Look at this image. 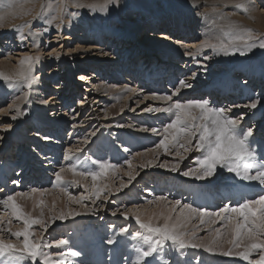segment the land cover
Returning a JSON list of instances; mask_svg holds the SVG:
<instances>
[{"label": "rangeland", "instance_id": "rangeland-1", "mask_svg": "<svg viewBox=\"0 0 264 264\" xmlns=\"http://www.w3.org/2000/svg\"><path fill=\"white\" fill-rule=\"evenodd\" d=\"M104 2L105 0H15V6L13 8H5L3 6H0V16L5 17V19L0 22V62H2L6 58H8L7 60L10 61L9 65L3 66L4 70L2 72H10L11 76H13L20 70V61L23 59L24 56L27 55L32 57H39V60L35 61L36 64L34 63L32 66V68L34 69L33 75L35 77V80L32 83V88H28V91L30 90V92H33V94L31 93L32 99L31 97L30 99L32 101L35 100V103L38 102L37 105L33 104L32 102L30 103V99L20 101L21 103H25V101H27L26 104H21L20 102H18L17 105L21 106L20 109L23 112V117H20V120L17 116L16 119H12V117L15 116V113L8 112V101L6 102V104L0 105V175L2 173V166L5 165L7 166L6 169H8V171L5 173V178L7 181L5 183H2L0 181V195L6 194V189H9V195L11 196H14V194L16 196L17 194L21 193L26 194L22 196H26L27 201L33 195L31 190L36 187H31L29 186V184H27L29 179L27 180L26 176H20L19 179L15 175V170L20 169L21 171L22 167H24L23 164L25 163V167H28L34 170L35 172H38L39 176L44 179V182L42 184L37 185V190L41 189L40 192L42 195H40L41 201L43 202L39 204L37 200L35 203V207H44V204L46 203V206L53 204L55 212H57L58 209L61 208L64 209L63 213H65L66 215L69 212H72L73 214L79 213L78 215L74 214V216H72L75 218V225L77 224L76 231L71 230V226H67L66 230L67 233H72L70 238L73 240L75 239L74 233L81 234V232H84V230L86 229L85 232H88L89 230L91 231L90 233L88 232L89 234L87 235H93L96 231H102L103 228H106L109 225H113L110 224L111 218L117 219L118 222L107 229L122 234L126 239H131L132 233L137 231L134 224L130 227L126 226V229H128L127 232L120 231V229L124 227L123 225L125 224V220L127 218H134L135 220V216L139 215L142 221L147 222L146 220H148V218L146 217H148V215H144L147 209L155 211V209L158 210L161 204H164V208L166 210H169L170 207H172L171 202H174L176 200L181 201V206L183 204L190 205L191 202H199V200H204L205 202L198 204V208L205 209L210 212V208L213 207V204L212 202H210L209 206L207 207L206 201L208 202V198L206 197L209 196L210 193L215 194V191H211L209 187H207V192L203 191L205 193L204 197H202L201 195L197 196L196 192H193L194 188L189 189V193L187 192V194H185L186 186H181V188L179 187V190L181 191L182 189V191L179 192V190L177 189L178 194L176 193V191H173L174 189L171 188V186H174L173 183H175V181H178L177 183H179L184 182L187 178H194V176H183L182 173L184 171H187L189 168L197 167L196 159H198L202 154L195 150L185 152L183 149H178V146L173 147L171 143L169 144L168 152H165L163 148L157 147L159 142L164 138V127L173 119H175V116L174 113H169L166 111H163V113L161 111H155V109L167 108L169 104L175 102L176 100H179L181 103H186L190 100L188 99L189 96H186V88H180L178 94L173 96L172 101L158 99V97L172 95V93L176 92L177 88L179 87L180 79L178 80V77L175 76L176 80L173 86H170L171 90L168 89L167 91H165L166 94L165 92L163 93L159 90H157L156 93L152 91L148 93L142 92V90H144V87H142L143 85H136L135 87L133 84L134 82H131L132 80L128 82L125 81V79H122L121 75L118 74V70L114 69L119 68V66L129 67L128 63L125 64V62H121V58L139 59L140 64H138L137 66H141L145 61L148 64H151L147 60V58L144 57L145 54H143V51H141V49H143V47H141L143 45V42L141 43L139 41L145 34L144 27L152 24L150 23L151 20H157L155 23L162 24V21L166 20V18L177 20V23L184 22V24L188 25L191 20L192 22L194 21V19L190 18L192 13L188 9V7L193 4V1L188 4L186 0H116L114 4L108 6L106 11H101L99 10V8L93 9L89 7L90 5H103ZM239 2L240 0H216L213 4L208 3L207 6L205 5V7H200L199 12L204 11L208 7L207 9H209V13L211 12L210 17H212V14L214 13L212 11L214 10L215 12L220 11L219 13H222L225 16L227 14L226 17L228 18V21L225 20V23L221 19H218V16L213 14L215 18L217 17L215 21L218 25H214L216 32L211 31L215 30L213 29L214 27H211V25L213 26L212 22H209V25L208 22H205L204 28L200 30L195 29L193 25H189V27L194 28V32L191 33L193 37H189V39L191 38L193 42L191 41L189 43H194V45H197L199 43V46L200 44L202 45V43L209 40L210 35L208 34V36L207 33H212L210 36V40L212 39L213 41L214 39V43H216L215 41L218 42V40L221 38L220 30L222 27L227 26L229 20L233 22L238 28L251 29L258 38H264V0H250L247 12H244L235 7V5ZM49 4L53 6V9L50 12L47 10V5ZM186 4L188 5L186 6ZM77 5H80V7H77ZM190 8L193 9V11L195 12L198 9H196L195 5H192ZM180 12H183V14H185L184 17L191 14L190 16L186 17L188 23H185V20L181 21V19L177 18V15ZM188 12L190 13L188 14ZM51 16H56L57 18L53 21L51 25H49L47 23V20L51 18ZM203 19L204 15L203 18H201L200 20ZM146 20L148 23L146 22ZM109 22H111V24L113 25L112 33L114 35L124 36L123 44L119 43L122 40L115 43L112 42L109 45H104L102 40H94V32L96 31V29H100V27ZM22 24H28V27L25 28L23 32V40L20 38V33L15 30L17 26ZM126 24H133L137 27L134 33L135 36L132 35L127 30V28L124 27ZM86 29L87 35L90 34L89 37H86L82 34L83 30ZM207 29H210L209 31L211 32L207 31ZM73 30L75 32V35L70 37L71 32ZM163 30L166 31V29ZM187 30L192 31L190 30V28H188ZM217 30L219 31L217 32ZM160 34L161 33L159 32L158 35ZM164 34L167 33L164 32ZM216 34L218 37L220 35V37L218 38ZM111 35L112 34H110L109 37ZM205 35L208 37H206ZM149 36L158 37L156 35ZM180 36L181 34L171 35L170 40H172L173 42H169L174 44V42L178 40L177 37ZM205 37L207 38V40ZM7 38L12 41L11 44H2L4 43V39L7 40ZM120 39L122 38L120 37ZM202 39H204L205 41L203 40L202 42ZM3 46L6 47V49ZM150 46L151 44L147 47ZM205 48L207 47H202V49L200 48L202 50L201 52H204L202 56L199 55L201 58L199 56L192 57L195 58L194 62H192V64L194 63L193 65L185 64L181 67V70L183 71L181 73V79L185 80L189 85H197L202 82L204 84V87L211 88L217 86L219 78L222 75L221 73H223L227 79L230 78L232 80V78H235V81L239 82L240 85V88L237 90V94L240 96L238 97V100H240V102H238L237 104L231 103V106H236V108L233 107L236 109V111L233 115H230V117L240 118V116L245 114L246 109L248 116L245 115L247 118L244 117L241 119V128L243 130H247L248 128L252 129L253 136L251 139L253 140V142L255 139L254 137L256 136H258V138L256 139H259L260 141L262 140L264 142V132H259V130H261L260 127L262 128L263 126L260 122L264 120V104L261 108L263 109V111L261 110L260 113L259 110L248 109L249 107H245L244 109H242L244 105H249L256 97L259 102L261 101L262 103H264V83L261 84V81H257V84L252 80H250L249 83H246V79L243 82V77H239L241 70H245L253 76L262 74L264 77V49L256 47L253 48L251 51H246L244 55H241L239 51H236L232 53V59H227L226 57H224L222 60H219L217 56H215L216 58H214V56L211 54V48ZM99 51L100 53L105 54V56H107V54L111 52L113 55L112 58L114 59L112 62L109 63L110 65H108L107 67L109 68V70L107 69L106 71V68L104 67L106 64L103 65L104 68L102 69L104 72L101 71L102 77L99 75V72L96 71L97 69L95 70V68L89 71H83L81 69V65L84 63V58L87 57L90 60H94V62L98 63V65L103 64V61H100L102 59H98L99 55L96 58L94 57L95 54L99 53ZM158 52L155 51L153 48L151 49L152 56H155V54H158ZM159 56L160 55H158V57H155L154 59L156 61L157 59L159 60ZM205 56H207L208 58H205ZM142 57L143 60L141 59ZM197 57L199 58L196 59ZM182 59L183 57H181V60ZM214 62L216 63V65L212 64ZM255 62L261 63L256 65ZM118 63H120L121 65H119ZM154 63L156 62H152V64ZM197 66L199 67L198 69L196 68ZM206 66L210 67L209 69H207V71L202 69V67ZM7 67L11 68L12 70L8 69ZM131 67L133 66L131 65ZM188 67L191 69L196 68L197 71H189L190 74H187L186 69ZM199 69H202V73H198ZM203 72L205 75L203 74ZM209 72H213V74L207 76ZM114 73L118 74V78L115 76V78H117L118 80L109 79L106 84V87L103 88L104 90L101 89L99 90L101 92L96 93L97 96L91 93L89 95L87 89L92 88V85L86 87L87 84H90L89 81L95 80V82H101V85H103V82L106 81V78L108 79ZM192 73L195 74V76L191 75ZM82 75L84 76L82 77ZM100 77L101 79H99ZM104 77H106L105 80H103ZM187 77H193L194 79H186ZM128 78L130 79L131 77L129 76ZM80 79L81 81H79ZM190 80L192 82L197 81V83L194 84ZM166 83L165 86L168 85ZM2 86V83H0V88H2ZM132 86L133 88L135 87L134 90H132ZM139 86L143 88H139L141 92L139 89H137ZM244 86L246 87L244 88ZM260 87L263 88L260 89ZM37 88H42L43 93L41 97L39 96L38 92L35 91ZM124 88H129L131 89V91L127 92ZM246 91L247 93H245ZM116 93L118 96L116 95ZM146 94L149 96H147ZM50 96L55 98L49 100ZM98 97L104 100H110L108 101V105L106 106L107 110H105V107L103 105L104 103L102 100L97 101L99 100ZM110 98H117V100H111ZM78 99H83V105H78ZM5 101L6 100H4L3 102ZM124 101H126V105L123 108H120L121 103ZM246 101L247 104H245ZM117 102L121 103L117 104ZM228 102L230 103V101ZM30 104L32 106H41V108L43 109V113H40L41 117L39 120V124H37V121L32 118L34 110L31 109ZM100 104H102L103 106ZM231 106L223 105L225 109H231ZM210 107L218 108V106ZM219 107H222V105H219ZM148 109L153 110L149 111ZM28 111H32L31 114L28 113ZM195 111L198 112L199 110ZM256 112H258L259 114H257ZM157 115H160V117H158ZM257 116H259V118ZM60 119L63 120L64 123L63 125H61V127L57 128L54 122H58L60 121ZM33 121L35 123H33ZM254 121H256V123L254 124L255 126L253 125ZM257 121H259V123ZM156 127L159 129H157ZM255 127L257 129H255ZM5 128H7V131L4 130ZM152 129H156L157 132H153ZM255 133H257V135ZM46 138H49L48 140L50 141H47ZM181 140V142L183 143V138H181ZM56 141L57 143H54ZM138 141L142 142L138 143ZM194 144L195 140L193 141V145ZM51 147H54L56 151H51ZM149 148L151 150H148ZM152 150L154 152L159 150L160 153L162 152V155L156 156L155 160L152 161L151 164H149L148 162L150 160H146L144 155L148 153V151ZM177 150H179L185 158H189L188 161H181L180 157L176 156ZM109 154H112L113 157H108ZM139 155L143 157L140 158L141 160H137V158L135 157H138ZM117 156L119 157L116 158V160L109 162L110 164L117 165L114 170L115 174H111L109 172L111 169H109L104 175L100 176V178L98 177L96 180H93L91 176H82L80 179H77L80 175L78 176L72 173V177L65 175L63 178V182H60V185L56 181L55 173L59 172L61 168L65 169V172L62 173H66V171L70 172L69 169L73 165H75L77 173L85 172L86 169H89L86 170V172H93L96 168H98V163L94 164L93 161L101 162L105 161V159H113ZM125 161H131V167H129V165L125 163ZM176 161H181V163L179 162V169L176 171H172L170 166L172 164L177 163ZM3 162H5L4 165ZM192 162H194L196 165H192ZM142 163L143 165H146L143 168L140 167ZM162 163H167L169 167H159V165ZM261 164H264V162H262ZM42 165L43 167L41 168ZM61 165L62 167H60ZM83 167H85V169H83ZM91 168H93V171H91ZM97 170H99V168ZM223 172H225V170H222L220 173L222 174ZM254 173L251 174L254 175ZM35 175H37V173ZM130 175L131 177H134L135 175L136 176L134 177V179H130ZM217 178H214L216 183H214L213 185L214 187H221L222 185L220 183H222L223 179H220V177L218 179ZM11 179H13V181L15 180V182L17 183L12 184ZM33 179L35 180L36 177H33ZM170 180L171 184L168 185ZM210 182L211 180L206 181L205 185L201 184L203 185L202 188H206V186L211 185ZM103 183L104 185H107H105L101 196L102 201H105V203H103L102 207L97 208L96 212V210L92 208V204L98 200L95 199L94 195L96 189ZM122 183L126 184L127 186L121 188L120 186ZM225 186L229 187V185ZM105 189L109 190L110 194H107ZM117 189H119V191H117ZM257 189V186L251 187L250 190L253 193H251L250 195L246 194V196H249V199L255 198L256 194H258L259 192L262 193V191H264V188H260L258 190ZM52 197L54 198L52 199ZM82 197L87 198L81 199ZM105 197L107 200H104ZM158 197H165L166 200H158ZM218 198L220 197H217V199ZM222 198L224 201L228 197ZM155 200L159 201V203L154 204L153 202H155ZM98 203H100V201ZM241 203L233 204V206H228L237 207ZM87 207L90 210L85 209L87 212L86 214L84 213V210H80V208L83 209ZM223 207H225L224 204L223 206L217 205V207H214L211 211L217 212ZM92 210L93 213L90 214L89 212H92ZM7 211L9 210L5 209L4 205L0 204V240L13 243L16 237L12 236L7 231V229L10 228L13 232V228H17L18 230L20 228V225L22 224L19 222L20 220H16V217L12 218ZM126 211L128 213L127 218L123 215V213H125ZM179 211L180 209L179 207H177V210L172 213L173 219L175 218V216L179 215L177 214ZM114 212L116 213L115 215H113ZM230 214L235 215L234 213ZM48 219L49 221H51V225L52 222L54 223V221L56 220L54 218L50 219V216L48 217ZM67 219H69V217ZM192 219L193 220L191 221V225L196 226L193 231H195V234L198 235L197 237L195 235V237L199 239L198 242H200L203 238L206 237H214L217 239V243L214 244L215 247L213 246L214 249L212 248L213 250H211L212 252H218L216 247L217 245H220L222 247H225V245H229V236L233 235V233L231 232L230 226H228V229L226 230L225 222L219 221L214 225L207 226L208 224H200L199 217L193 216ZM9 220H11V223L13 224H9ZM170 222L171 221H168V223ZM58 225L59 223L55 225L56 227L53 226L52 228L51 226H49L47 227L46 231L42 227L40 228L39 226L37 227L34 225L30 230H38L40 232L39 237L42 236L45 242L53 245L51 248H44L43 250L52 255L53 261L57 262L56 264H98L96 259L94 260L93 258L88 256V254H92V252H94L96 247L100 249V254H106L110 250L115 251L116 254L120 255L121 260H118L121 264H132L133 262L136 263L135 260L130 261L128 259V256L122 255L124 253L123 251L120 254V249L115 247V243L106 244L105 240H99L93 243V251H87L84 249L83 258L80 255H76L77 257L75 256V258H73V256L67 257L65 255L66 251H62L61 249L63 248V245L59 248L55 246L56 240H65L66 237H63L64 235L62 234L61 227H58ZM191 232L192 231L190 230L189 233ZM16 240L18 239L16 238ZM22 240L23 237H21L18 241L22 242ZM193 241L196 242L197 240L195 239ZM81 242L83 241L81 240ZM230 247L233 246L230 245ZM116 249L119 250L116 251ZM225 249L226 248L218 252L219 257L223 251H226ZM60 254L62 255L61 257ZM93 254L96 255V251ZM258 254L260 255L259 250L257 251V254H255V257H251V260L253 259L252 261H256L259 258ZM215 255L214 253L212 254V256ZM5 256L6 258H8V260H5V258L2 264H9V260H12L13 258L8 255ZM192 256L193 259H191L190 256L184 257L185 260L182 259L180 261V264H220L216 262L218 260V257L216 260H211L204 257L203 260V258L201 256L199 257L198 254L194 253L192 254ZM224 257L227 256H223L221 254L220 258L226 259ZM68 258L70 259V261L68 260ZM189 259H191V261ZM164 261L166 262V260ZM165 262L163 264H165ZM223 263L244 264L242 259L235 258H230L226 262L223 261ZM13 264H16L14 260ZM19 264H31V261H27L21 258L19 260Z\"/></svg>", "mask_w": 264, "mask_h": 264}, {"label": "bare ground", "instance_id": "bare-ground-1", "mask_svg": "<svg viewBox=\"0 0 264 264\" xmlns=\"http://www.w3.org/2000/svg\"><path fill=\"white\" fill-rule=\"evenodd\" d=\"M193 1V2H192ZM186 0V2L189 4L190 2H192L193 4L192 5H195V7H196V9H197V11L195 12V11H193V9H191L190 7L192 6H189L188 7V9L190 10V12L192 13V15L191 14H189L190 12H188V14L189 15H187V16H190V18H192V19H194V21L192 22V20H191V22H187V16L186 17H184V15L185 14H183V12L181 13H179L177 16V18H179V19H181V21L182 20H185V23H188V25H186V24H184V22H182V23H180V22H178L177 23V20H173V19H171V18H169V19H167L166 18V20H163L162 22V24L160 23H155L157 20H149L150 21V23H152V24H150V25H147V26H145L144 27V30H145V34L142 36V38H141V40H139L143 45L141 46V47H143V49H141V51H143V54H145L144 55V57H146L147 58V60L152 64V62H156V63H154V64H148L146 61L145 62H143V64L141 65V66H137L138 64H140V60L139 59H130V58H121L122 60H121V62H125V64H127L128 63V65H129V67L127 66V67H124L123 65V67H120L119 66V68H114V69H117L118 70V74L119 75H121V77H122V79H125V81H131V82H134L133 84H134V86L136 87V85L138 86V85H143L142 87H144V90H142V92H157V90H159V91H162L163 93L165 92V91H167L168 89H170V86L172 85L173 86V84H174V82H175V76H177L178 77V80L180 79L181 80V73L183 72L182 70H181V67L182 66H184L185 64H191V65H193L192 64V62H194V59L195 58H192V57H196V56H199V55H203V53L204 52H201L202 50V47H201V44H200V46L198 45H194V43L192 44V43H189V42H193V40H191V38L189 39V37H193V35L191 34L192 32H194V28L195 29H197V30H200V29H203L204 28V23L205 22H208V25H209V22L211 23L212 22V20H216L217 19V17L215 18L214 17V13L212 14V17H210V15H211V12L209 13V9H203L204 11H202V12H199V9H200V7L202 8L203 6L205 7V5L207 6V4L209 3V4H213L214 3V1H216V0ZM222 1V0H221ZM229 1V0H228ZM185 2V1H184ZM219 2V1H218ZM220 3V2H219ZM188 4H186V6L188 5ZM222 4V3H221ZM232 6V5H231ZM221 7H222V5H221ZM224 7V6H223ZM220 8V7H219ZM212 9V8H211ZM223 9V8H222ZM180 10V9H179ZM188 10V11H189ZM250 11V10H249ZM252 11V10H251ZM185 12V11H184ZM212 12H214V11H212ZM220 12V11H219ZM218 12V13H219ZM205 13H207L208 14V19H203V20H200L201 18H203V15L205 14ZM203 14V15H202ZM226 16H227V14H226ZM183 19H182V18ZM234 18V17H233ZM199 19V20H198ZM219 19V18H218ZM148 20V19H147ZM147 20H146V22H147ZM159 20V19H158ZM220 21V20H219ZM223 22H225V20H222ZM228 21V20H227ZM230 21V20H229ZM148 23V22H147ZM218 23V22H217ZM226 23V22H225ZM146 25V24H145ZM189 25H193L194 26V28H191V27H189ZM207 25V24H206ZM215 25H218V24H215ZM125 28H127V30L132 34V35H134V33H135V30L137 29V27L136 26H134L133 24H130V25H125L124 26ZM207 27V26H206ZM210 27V26H209ZM211 27H214L213 29H215V26L213 25H211ZM218 27V26H217ZM219 27H221V26H219ZM188 28H190V30H192V31H189V30H187ZM70 29V28H69ZM113 25L111 24V22H109V23H107V24H105V25H103L102 27H100V29H96V31L94 32V37H95V39L94 40H96V41H100V40H102V42H103V44L104 45H109L110 43H112V42H119V41H121V42H119L120 44H123V39H124V36H122V35H114L112 32H113ZM163 29H166V31H164ZM220 29V28H219ZM210 30V29H209ZM208 29H207V31H209ZM211 31H215L216 32V29L215 30H211ZM211 31H209V32H211ZM219 30H217V32H218ZM221 31V30H220ZM70 32V31H69ZM89 32V31H88ZM156 32V33H155ZM159 32L161 33L160 35H158L159 34ZM164 32L165 33H167V34H164ZM197 32V31H196ZM203 32V31H202ZM148 33H150V34H148ZM169 33V34H168ZM204 33V32H203ZM84 36H86V37H89V35H87V29L86 30H83V33H82ZM110 34H112L110 37H109V35ZM173 34H178V35H180L181 34V36L180 37H177L178 38V40H176L175 42H174V44H172V43H170L169 41H172V40H170V36L171 35H173ZM205 34H206V32H205ZM210 35L211 36V34L210 33H207V35ZM73 35H75V32H74V30L71 32V35H70V37H72ZM149 35H156V36H158V37H155V36H149ZM208 35V36H209ZM135 36V35H134ZM160 36V37H159ZM196 36V35H195ZM206 36V35H205ZM208 36H206V37H208ZM210 36H209V40L207 41V42H209V43H213V44H215L213 41H214V39H213V41H212V39L210 40ZM216 36H217V34H216ZM216 36H215V38H216ZM30 37V36H29ZM93 37V36H92ZM120 37L122 38V39H120ZM203 37V36H202ZM205 37V38H206ZM218 37V36H217ZM219 37H220V35H219ZM218 37V38H219ZM11 38V37H10ZM33 38H34V36H33ZM37 38V37H36ZM68 38V37H67ZM78 38V37H77ZM212 38V37H211ZM32 39V38H31ZM112 39H113V41H112ZM175 39V38H174ZM185 39V40H184ZM3 40V39H2ZM203 40L204 39H202L201 41L203 42ZM206 40H207V38H206ZM215 40H217V39H215ZM205 41V40H204ZM11 40H9L8 38H7V40L6 39H4V43H2V44H6V45H10L11 44ZM173 42V41H172ZM202 42H200V43H202ZM216 43H217V41H215ZM0 43H1V41H0ZM34 43H37V42H34ZM101 43V42H100ZM32 44H33V40H32ZM151 44V46L150 47H147V46H149ZM176 44V45H175ZM202 44H204V43H202ZM115 45V44H114ZM194 46V47H193ZM4 47V46H3ZM107 47V46H106ZM188 47H191V48H188ZM5 49H6V47H4ZM154 49L155 51H159L158 52V54H155V56H152V53H151V49ZM201 48V49H200ZM208 48V47H207ZM207 48H205V49H207ZM95 49V48H94ZM204 49V48H203ZM206 52H207V50H206ZM210 52H211V54L214 56V58H216L215 56H217V58L219 59V60H222L224 57H226L227 59H229V58H231L232 59V57H233V55H232V53L230 52V54H228V55H225L223 52H218V51H214L213 49H210ZM210 52H208V53H210ZM212 52H214V53H212ZM99 53H100V51H99ZM95 54V58L98 56V59H102V60H100V61H103L102 63L103 64H100V65H98V63H95L94 62V60H90V59H88V57L87 58H84V63L81 65V69L83 70V71H89V70H91V69H94L95 68V70L96 71H98L99 72V75L101 76L102 75V73H101V71L102 72H104L103 71V69L102 68H106V71H107V69L109 70V68H107L108 67V65H110L109 63L110 62H112L114 59L112 58L113 57V55H112V53L110 52V53H108L107 54V56H105V54H102V53H100V54ZM188 53H192L193 55H189ZM207 54V53H206ZM158 55H160L159 56V60L157 59V61L154 59L155 57H158ZM208 55V54H207ZM211 55V56H212ZM102 56V57H101ZM93 57V56H92ZM179 57V58H178ZM181 57H183V59L181 60ZM200 57V56H199ZM199 57H197L196 59H198ZM205 57H207V56H205ZM201 58V57H200ZM208 58V57H207ZM8 58H6V59H4L2 62H0V72H2L4 69H3V66H6V65H9L10 63V61L9 60H7ZM142 60H143V57L141 58ZM178 59H180V60H178ZM210 59V58H209ZM2 60V59H1ZM193 60V61H192ZM176 62V63H175ZM182 62V63H181ZM221 62H223V61H221ZM225 62V61H224ZM259 63H261V62H255V64L256 65H258ZM35 64H36V62H35ZM38 64V63H37ZM104 64H106L104 67H103V65ZM119 65H121L120 63H118ZM123 64V63H122ZM195 64H196V62H195ZM199 64V63H198ZM212 64H215L216 65V63L214 62V63H212ZM219 64V63H218ZM264 64V63H263ZM131 65L133 66V67H131ZM209 65V64H208ZM137 66V67H136ZM196 66V65H195ZM200 66V65H199ZM70 67V66H69ZM8 68V67H7ZM171 68V69H170ZM189 68V67H188ZM186 69L187 70V74H190L189 73V71H197V69L199 68L198 66L196 67V68H194V69H191V68H189V69ZM210 67L209 66H206V67H202V69H204V70H206L207 71V69H209ZM224 68V67H223ZM8 69H10V70H12L11 68H8ZM202 69H199V71H198V73L199 72H201L202 73ZM34 70V69H33ZM116 70V71H117ZM120 70V71H119ZM7 71V70H6ZM123 71H124V73H123ZM5 73V72H4ZM106 73H108V72H106ZM206 73V72H205ZM5 74H7V75H10L11 76V74H10V72H8V73H5ZM82 74V73H81ZM84 74V73H83ZM118 74H113V75H111L108 79L106 78V77H104L103 78V80H105V78H106V81H104L103 82V85H101V82L100 83H97V82H95V80H93V81H89V83L90 84H87L86 85V87L87 86H89V85H92V88H90V89H87V92L89 93V95H90V93L91 94H93V95H96L97 96V94L96 93H98V92H101V91H99V90H104L103 88H105L106 87V84H107V82L109 81V79L110 80H118L117 78L119 77L118 76ZM176 74H178V75H176ZM186 74V75H187ZM203 74H204V72H203ZM213 74V72H209V74H207V76H210V75H212ZM222 75L220 76V78H219V81H218V83H217V86H214V87H211V88H209V87H204L203 85V83L201 82L200 84H197V85H193V84H191V86L190 87H188V88H186V91H185V93H186V96H189L188 97V99H190V100H199L200 98L201 99H204V100H208L209 101V105L210 106H218V108H224L223 107V105L225 106V105H230L231 106V103L232 104H237L238 102H240V100H238V97H240L238 94H237V90L240 88V85H239V82H237V81H235V78H232V80L229 78V79H227L226 78V76L223 74V73H221ZM15 75V74H14ZM105 75V74H104ZM107 75V74H106ZM191 75H193V73L191 74ZM197 75V74H196ZM205 75V74H204ZM84 75H82V77H83ZM115 76L117 77V78H115ZM131 77L130 79L128 78V77ZM195 76V75H194ZM240 76H242L243 78H242V81L244 82L245 81V79H246V83H249V81L250 80H252V81H254L255 83H257V81H261V84L262 83H264V77H263V75L262 74H259V75H251V74H249L248 72H246L245 70H241V72H240V74H239V77ZM244 76H246V77H244ZM94 77V76H93ZM102 77V76H101ZM101 77L99 78V79H101ZM201 77V76H200ZM68 79V78H67ZM70 79V78H69ZM99 79H97V80H99ZM186 79H194L193 77H187ZM79 81H81V79L79 80ZM191 81V80H190ZM203 81H205V80H203ZM208 81V80H207ZM167 82V83H166ZM192 82V81H191ZM0 83H2V88H0V105L1 104H6V102L8 101L9 102V105H8V107H7V110H8V112H10V113H15V116H17L18 117V119L20 118V117H23V112L21 111V109H20V107L21 106H18L19 107V109H20V113H19V115H17V112L14 110V108H12V107H10L11 105H17V103L18 102H20L21 101V99H19V97H22L23 95H24V93L25 92H27L28 94H30V95H28L27 96V99L26 100H28V99H30V97H31V99H32V95H31V93L33 94V92L31 91L30 92V90L28 91V88H21V87H14V88H10V87H8L7 86V84H6V82L5 81H3V80H1V82ZM46 83V82H45ZM165 83L166 84H168V85H166L165 86ZM192 83H194V84H196L197 83V81L196 82H192ZM258 84V83H257ZM115 85V84H114ZM110 86H112V85H110ZM34 87V86H33ZM116 87V86H115ZM134 87V88H135ZM141 86H139L137 89H141L142 88ZM246 86H244V88H245ZM32 88V87H31ZM119 88V87H118ZM130 88V87H129ZM128 88V89H129ZM132 88H133V86H132ZM134 88L132 89V90H134ZM248 88V87H247ZM261 88H263V87H260V89ZM7 89V90H6ZM30 89V88H29ZM125 89V88H124ZM136 89V90H137ZM139 89V90H140ZM143 89V88H142ZM249 89V88H248ZM248 89H247V91H248ZM32 90H35V89H32ZM118 90V89H117ZM171 90V89H170ZM245 90V89H244ZM250 90V89H249ZM35 91H37L38 92V94H39V96L41 97V95H42V93H43V91H42V88H37ZM126 91V90H125ZM247 91L245 92V93H247ZM23 92V93H22ZM60 92V91H59ZM102 92H104V91H102ZM128 92V91H127ZM140 92H141V90H140ZM137 93V92H136ZM139 93V92H138ZM242 93V92H241ZM251 93V92H250ZM151 94V93H150ZM165 94H166V92H165ZM253 94V93H252ZM48 95V94H47ZM112 95V94H111ZM116 95H117V93H116ZM147 95V94H146ZM38 96V95H37ZM118 96V95H117ZM147 96H149V95H147ZM242 96V95H241ZM36 97V96H35ZM120 97V96H119ZM153 97H155V96H153ZM34 98V97H33ZM51 98V99H50ZM50 98H49V100H52V99H54L55 97H52V96H50ZM95 98V97H94ZM125 98V97H124ZM244 98V97H243ZM30 99V103L32 102L33 104H36L37 105V103L38 102H34V101H32ZM37 99V98H36ZM98 99L99 100H97V101H103V105H104V107H105V110H107L106 109V106L108 105V101H110L109 99H101V98H99L98 97ZM111 99V98H110ZM112 99H114V98H112ZM111 99V100H112ZM116 100H117V98H115ZM114 99V100H115ZM253 99V98H252ZM252 99H250V100H252ZM255 99H257V97L255 98ZM254 99V100H255ZM4 100H6L5 102H3ZM41 100V99H40ZM119 100V99H118ZM226 100H228V101H230V103L228 102V101H226ZM78 105H83V99H78ZM96 101V100H95ZM237 101V102H236ZM256 101H258V103H257V107L256 108H254V109H256V110H259V113L261 112V110L263 111V109H261L262 108V105L264 104V103H262L261 101L259 102V100L257 99ZM26 102L27 101H25V103L24 102H22V103H24V104H26ZM45 102V101H44ZM89 102V101H88ZM134 102V101H133ZM136 102V101H135ZM21 103V102H20ZM19 103V104H20ZM21 103V104H22ZM102 103V102H101ZM119 103H121V102H119ZM118 102H117V104H119ZM164 103V102H163ZM29 104V103H28ZM51 104V103H50ZM116 104V105H117ZM139 104V103H138ZM245 104H247V101H246V103ZM31 105V104H30ZM43 105V104H42ZM53 105V104H52ZM100 105H102V104H100ZM102 105V106H103ZM115 105V104H114ZM126 105V101H124V102H122L121 103V105H120V108L122 107H124ZM140 105V104H139ZM219 105H222V107H219ZM150 106V105H149ZM159 106V105H158ZM31 107V109L32 110H34V112H33V115H32V118H34V120L35 121H37V124H39L40 123V117H41V112H42V108H41V106L39 107V106H35V105H31L30 106ZM138 107V106H137ZM155 107V106H154ZM162 107H165V106H162ZM232 108L231 109H228V110H230V111H227L226 112V115H228V116H230V115H233L234 114V112L236 111V106H231ZM233 107H235V108H233ZM238 107V106H237ZM246 106L244 105V107L242 108V107H240V108H242V109H244ZM229 108V107H228ZM30 109V110H31ZM55 109V108H54ZM160 109H162V108H160ZM163 109H165V108H163ZM248 109H250V110H252L253 108H248ZM36 110V111H35ZM111 110V109H110ZM133 110V109H132ZM117 111V110H116ZM119 111V110H118ZM140 111V110H139ZM249 111V110H248ZM32 112V111H31ZM31 112H29L28 111V113H30L31 114ZM106 112H108V111H106ZM141 112V111H140ZM161 112H163V111H161ZM264 112V111H263ZM43 113V112H42ZM46 113V112H45ZM54 113H57V112H54ZM117 113V112H116ZM157 113H160V112H157ZM164 113V112H163ZM254 113V112H253ZM257 114H259L258 112H256ZM167 114V113H166ZM146 115H147V113H146ZM245 115H247V110L245 109V114L244 115H242V116H240V117H242V118H247ZM251 115V114H250ZM262 115V114H261ZM44 116V115H43ZM158 116V115H157ZM157 116H156V118H157ZM248 116V115H247ZM61 117V116H60ZM158 117H160V115L158 116ZM258 118H259V116H257ZM256 117V118H257ZM43 118V117H42ZM144 118V117H143ZM142 118V119H143ZM20 120V119H19ZM160 120V119H159ZM56 121V120H55ZM43 122V121H42ZM258 123H259V121H257ZM33 123H35L34 121H33ZM63 120H61L60 119V121H58V122H54V124H56V127L58 128V127H61V125H63ZM72 123H73V121H72ZM123 123V122H122ZM256 123V121H254L253 122V125ZM263 126H262V128L260 127V129L261 130H259V132H264V120L262 121V122H260ZM48 124V123H47ZM101 124V123H100ZM121 125V124H120ZM134 125V124H133ZM75 126V125H74ZM119 126V125H118ZM117 126V127H118ZM255 126V125H254ZM55 127V126H54ZM116 127V126H115ZM242 127V125L240 126V128ZM72 128V127H71ZM152 128H153V126H152ZM157 128V127H156ZM257 128H258V125H257ZM256 127H255V129H257ZM151 129V128H150ZM157 129H159V128H157ZM242 129V128H241ZM97 130V129H96ZM113 130V129H112ZM161 130V129H160ZM98 131V130H97ZM159 132V131H158ZM259 132H257V133H259ZM257 133H255L256 135H257ZM155 134V133H154ZM131 135V134H130ZM151 135H153V134H151ZM162 135V134H161ZM252 137H250L249 138V144H250V147L252 148V150H254V152L256 153V157H255V162H256V164H257V166H259L262 162H264V142L261 140H259V139H256V138H258V136H256V137H254L255 139H254V142H253V140L251 139ZM41 139V138H40ZM47 139V138H46ZM49 139V138H48ZM47 139V141H50V140H48ZM140 139V138H139ZM251 139V140H250ZM263 139H264V136H263ZM43 140H44V138H43ZM78 140V139H77ZM85 140V139H84ZM19 141H21V140H19ZM182 141V140H181ZM140 142H142V141H138V143H140ZM184 142V141H183ZM54 143H57V141L56 142H54ZM182 143V142H181ZM258 144V145H257ZM27 146V145H26ZM31 146V145H30ZM50 146V145H49ZM172 146V145H171ZM70 147V146H69ZM27 148V147H26ZM44 148V147H43ZM33 149V148H32ZM35 150V149H34ZM50 150L51 151H56L55 150V148L54 147H51L50 148ZM148 150H151L150 148L148 149ZM162 151V150H161ZM40 152V151H39ZM141 152V151H140ZM38 153V152H37ZM105 153V152H104ZM162 153V152H161ZM160 152H159V150H157L156 152H154L153 150L152 151H148V153H146L145 155H144V157H145V159L146 160H150L151 162L152 161H154L155 160V157L156 156H158V155H162ZM140 155H142V154H140ZM135 156L136 158H137V160L138 159H140V158H143L142 156ZM112 156V154H109L108 155V157H111ZM113 157V156H112ZM119 156H117V157H114L113 159H105V161H107L108 163L109 162H112L113 160H116V158H118ZM7 158V157H6ZM104 158V157H103ZM66 159V158H65ZM69 159H70V157H69ZM189 159V158H188ZM188 159L187 158H184L182 161H184V162H186V161H188ZM9 160V159H8ZM7 160V161H8ZM55 160V159H54ZM141 160V159H140ZM197 160V159H196ZM69 161V160H68ZM18 162V161H17ZM102 162V161H101ZM141 162V161H140ZM177 162V161H176ZM180 163H181V161H179ZM183 162V163H184ZM4 163L5 162H3V165H4ZM143 164V163H142ZM197 164V163H196ZM194 162H192V165H196ZM24 165V167H22V169H21V171H20V169H18V170H15V175L20 179V176L22 177V176H26V178H27V180L29 179V181L27 182V184H29V186H31V187H36L35 189H37V185H39V184H42L43 182H44V179L42 178V177H40L39 176V173L38 172H35L34 170H32V169H30V168H28V167H25V163L23 164ZM22 165V166H23ZM31 165V164H30ZM43 167V165L41 166V168ZM60 167H62V165L60 166ZM7 168V166H2V173H1V175H0V181L2 182V183H5L7 180H6V178H5V173L8 171V169H6ZM94 168V167H93ZM93 168H91V171H93ZM140 168V167H139ZM143 168V167H142ZM83 169H85V167H83ZM98 168H96L95 169V171L97 170ZM86 170H89V169H86ZM86 170H85V172H86ZM115 169H111L109 172L111 173V174H115L114 171ZM118 170V169H117ZM116 170V171H117ZM120 170H122V169H120ZM119 170V171H120ZM222 170H225V172H223L222 174L220 173ZM98 171V170H97ZM135 171V170H134ZM256 171V168H253V169H251V173H254ZM65 172V171H64ZM37 173V175H35ZM72 173L73 172H67L66 171V173H62L61 174V176L64 178V176L65 175H68L69 177H72ZM116 173H119V172H116ZM183 174V173H182ZM255 174V173H254ZM11 175V174H10ZM15 175H14V177H15ZM52 175V174H51ZM123 175V174H122ZM121 175V176H122ZM146 175V174H145ZM154 175V174H153ZM54 176V175H53ZM79 176V175H78ZM108 176V175H107ZM136 176V175H135ZM134 176V177H135ZM169 176V175H168ZM180 176V175H179ZM184 176V175H183ZM182 176V177H183ZM4 177V178H3ZM11 177V176H10ZM33 177H36V179L34 180L33 179ZM82 176H79L77 179H80ZM84 177V176H83ZM86 177V176H85ZM117 177V176H116ZM133 177V176H132ZM189 177V176H188ZM219 178L220 177V179H223V181H222V183H220L222 186L220 187V186H218V187H214V183H216V181L214 180V178ZM100 178V177H99ZM174 178V177H173ZM217 178V179H218ZM12 181V184L13 183H17V182H15V180L13 181V179H11ZM184 180V179H183ZM209 180H211V185H209V186H206V188H202V186L203 185H205L206 183V181H209ZM229 180H233V181H229ZM21 181V180H20ZM168 181V180H167ZM198 183H197V182ZM33 182V183H32ZM106 182V181H105ZM178 181H175V183H173V185L174 186H171V188H173L174 190L173 191H176V193L178 194V190H179V187L181 188V186L182 187H185L186 186V188H185V194H187V192L189 193V189H193V192H196V195L198 196H202V197H204L205 196V193L203 192V191H208L207 190V187H209L210 189H211V191H215V194H212V193H210L209 194V196H207L206 198H208V202L206 201V206L208 207L209 206V204H210V202H212V206L213 207H211L210 209L212 210L214 207H217V205L218 206H220V205H222L223 206V204L226 206H228V205H230V206H233V204H237V203H243L245 200H247V199H249V196H246V194H251V193H253L250 189H251V187H256L257 186V188L258 189H260V188H264V185H261L258 181H249V180H244V179H242L240 176H237L236 175V173H234V172H229L226 168H217V170H216V172H215V174L212 176V177H209V178H204V179H197L196 180V178L194 177L193 179H191V178H187V179H185V181L184 182H179V183H177ZM48 183V182H47ZM56 184V183H55ZM59 185H60V183H58ZM171 184V180L169 181V183H168V185H170ZM200 184V185H199ZM201 184H203V185H201ZM8 185H9V183H8ZM15 185V184H14ZM106 185V184H105ZM105 185H104V183L101 185V186H99L98 188H100V189H104L105 188ZM225 185H229V187H226ZM232 185H234V186H232ZM69 186H70V184H69ZM107 186V185H106ZM143 188V187H142ZM10 189H11V187H10ZM60 189V188H59ZM107 189H108V187H107ZM178 189V190H177ZM257 189V190H258ZM9 189H6L5 190V192H6V194H2V195H0V199L1 198H4V199H6L7 198V196H9V192L10 191H8ZM106 190V189H105ZM8 191V192H7ZM32 191V190H31ZM30 191V192H31ZM41 189H39L38 191H36V192H32L33 193V195L29 198V200L27 201L26 200V196H22V195H19L18 196V194L15 196V194H14V197H15V201H16V204L20 207V209H21V211H22V213L24 214V215H26V216H30V217H32V218H40V219H42L44 222H45V224L47 225V227H49V226H51V228L53 227V226H55V225H57L58 223H59V225H58V227H61V230H62V234L64 235L63 237H65V240L67 241V244L66 245H63V248H61L62 249V251H66L65 252V255L67 256V257H69V256H73L71 253L72 252H78L79 253V255L80 256H82V258H83V251H84V249L85 250H87V251H90V250H94V249H92V244L93 243H95L96 241H99V240H101V241H104L105 240V243L106 244H109V243H115V247L116 248H119V249H116V251H118L119 250V252H120V254L122 253V251L124 252L122 255H126V256H128V259L130 260V261H133V260H135V261H137V258H138V255H139V249H147V247H148V245H147V243L143 240V239H139V240H132V239H126L122 234H120V233H116V232H113V231H111V230H109V229H107V228H110V227H112L114 224H116L117 222H118V220L117 219H115V218H111V222H110V224H113V225H109V226H107L106 228H103V230L101 231H96L93 235H87V234H89L91 231L89 230L88 232H85V230H84V232H81V234L79 233H74V235H75V239L73 240V239H71L70 238V236H71V234L72 233H67V226H71V230H73V231H76V229H77V227H76V225H75V218L74 217H72V216H74V214H72V215H66V219L69 217V219H64V220H60V219H58V218H56V217H59L61 214H65V213H63V210L64 209H61V208H59L58 209V211L57 212H55V210H54V208H53V204H50V205H47L46 206V203L44 204L45 206L43 207V206H41V207H39V208H37V207H35V203H36V201L38 200V202H39V204H41ZM142 191V190H141ZM181 191H182V189H181ZM180 190H179V192H181ZM254 191V190H253ZM260 191V190H259ZM258 191V192H259ZM4 192V193H5ZM110 191L109 190H106V193L107 194H110L109 193ZM146 192V191H145ZM174 193V192H173ZM41 194V195H40ZM148 194V193H147ZM258 194H261V192H259ZM258 194H256L255 196H257ZM143 195V194H142ZM192 195V194H191ZM13 196V195H12ZM102 192H101V194H100V198L97 200V198H96V196L94 195V197H95V199L97 200L95 203H93L92 204V208L93 209H95L96 210V212H97V208H99V207H102L103 206V203H105V201H102ZM252 196V195H251ZM250 196V197H251ZM106 197H107V195H106ZM106 197L104 198V200L106 199ZM217 197H220V198H218L217 199ZM222 197H228L226 200H224L223 201V198ZM25 198V199H24ZM54 197H52V199H53ZM193 198V197H192ZM251 199V198H250ZM107 200V199H106ZM166 200V199H165ZM77 201V200H76ZM100 201V203H98ZM162 201V200H161ZM43 202V201H42ZM57 202H59V201H57ZM153 202V201H152ZM171 202V201H170ZM202 202H205L204 200H199V202H191L190 203V205L193 207V208H198L199 207V205L198 204H200V203H202ZM53 203V202H52ZM154 204H156V203H159V201H156L155 200V202H153ZM149 205V204H148ZM153 205V204H152ZM61 206V205H60ZM135 206V205H134ZM28 207H29V209H28ZM143 207V206H142ZM165 206H164V204H161L160 206H159V208H158V210H156L155 209V211H151V210H149V209H147L146 210V212L144 213V215H148V217H146V218H148V220H146L147 222L149 221V220H151V223L154 225V226H156V225H163L164 223H165V219H164V216L163 215H160V213H164V215H167V213H168V211L169 210H166L165 208H164ZM5 208V207H4ZM58 208V207H57ZM82 208V207H81ZM80 208V210L82 211V210H84V213L86 214L87 212H86V210L85 209H88V207L87 208H83V209H81ZM91 208V209H92ZM171 208V207H170ZM34 209V210H33ZM209 209V210H210ZM222 209V208H221ZM9 211H7L8 212V214L13 218L14 216L12 215V213H11V210L10 209H8ZM30 210V211H29ZM67 210V209H66ZM88 210H90V209H88ZM94 210V211H95ZM210 210V212H212ZM41 211V212H40ZM135 211V210H134ZM75 212V211H74ZM77 212V211H76ZM78 212H80V211H78ZM185 212L187 213V210H185ZM90 214L91 213H93V210H92V212H89ZM135 213V212H134ZM186 213H185V215H186ZM79 214V213H78ZM177 214H179L178 216H175V218L173 219L172 218V220H171V222L169 223V224H173V223H177V217H179L180 218V223L182 224V226L181 227H179L178 229H177V231H179V232H182V233H184L185 235H184V239L186 240V242L187 241H191L192 243H196V244H200V245H203L202 247H191L190 246V244H187L185 247H183V248H181L178 244H173L172 243V241H165L164 242V244L162 245V247L161 248H159L158 249V251H157V253H154V256L153 257H150V258H148V260H149V264H163L165 261L164 260H166V262H165V264H180V261L183 259V260H185V258L184 257H186V256H190V258L191 259H193V256H192V254H198L199 255V257L201 256L202 258H203V260H204V257L205 258H208V259H214V260H216L217 259V257H218V260L216 261V262H218V263H220V264H224L223 263V261L224 262H226V261H228V259H232V258H235V259H242V258H240V257H238V256H235V255H231V256H227V257H224V258H226V259H223V258H220L221 257V254H220V257H219V253L218 252H220L221 250H223L224 248H226L225 250L227 251V250H229V249H232V251L235 253V252H239V251H243L244 249H243V247H241V248H233V247H230V243H229V245H225V247L223 246H220V245H217L216 247H217V251L218 252H212V251H209L207 248H213V246L215 247V243H217V239L216 238H214V237H206V238H203L200 242H198L199 241V239H197L196 237L198 236L197 234H195V231H193L194 230V228L196 227V226H193V225H191V221L193 220L192 218H190V219H187V220H185L184 219V217L183 216H181L180 215V211L177 213ZM76 215V214H75ZM188 215V214H187ZM50 216V219L51 218H56V220L54 221V223L52 222V225H51V221H49V219H48V217ZM68 216V217H67ZM71 218V219H70ZM16 220H19V219H17L16 218ZM109 220H110V218H109ZM22 225H20V228L17 230V228H13V232H15V231H22L23 229H24V224H23V222H22V220H20L19 221ZM144 222V221H143ZM224 222V221H223ZM11 224H13V223H11ZM93 224V223H92ZM134 224V226H135V228L137 229V231H139V232H141L143 235H145V236H152L153 237V239H158L159 237H157V236H155L154 234H151V233H148L145 229H141L140 228V226H139V224H137L136 223V219L134 220V218L133 219H131V218H127L126 220H125V224L123 225L125 228H126V226H128V227H130V226H132ZM34 226V225H33ZM35 226H39L40 228H41V226L40 225H35ZM90 226V225H89ZM122 226V227H123ZM207 226H209V225H207ZM56 227V226H55ZM88 227V226H87ZM123 227V228H124ZM208 228V227H207ZM31 230V229H30ZM121 230V229H120ZM190 230L192 231L191 233H189L190 232ZM69 231V230H68ZM136 231V232H137ZM32 232L34 233V239H36V238H40L39 237V234H40V232L37 230H33L32 229ZM133 233H135V232H133ZM132 233V234H133ZM193 233H194V235H193ZM216 234V233H215ZM195 235H196V237H195ZM221 236V235H220ZM62 237V238H63ZM233 235H230L229 236V240H231V239H233ZM73 238V237H72ZM197 240L196 242L195 241H193V240H195V239ZM218 238V237H217ZM219 239V238H218ZM64 240V239H63ZM81 240L83 241V242H81ZM13 243H17V244H19V243H21L20 241H18V240H16V238L14 239V241H13ZM245 243H247V241H245ZM118 246H120V247H118ZM94 248V247H93ZM102 248H103V246H102ZM99 248H95V250H94V252L96 251V255H94L93 253L94 252H92V254L90 253V254H88V256L89 257H91V258H93L94 260L96 259V261H97V263L98 264H101V263H104V264H121L120 262H119V260L118 259H120V255L119 254H116V252L115 251H112V250H110L108 253H104V254H100V249L98 250ZM214 249V248H213ZM106 250V249H105ZM257 251L258 250H256V251H253L252 253H251V255H250V259L248 260V261H245V260H243V262H244V264H255V261H252L251 260V257L253 256V257H255V254H257ZM81 253H82V255H81ZM214 253V255L215 254H217V255H215V256H212V254ZM62 254H63V252H62ZM59 255V254H58ZM57 255V256H58ZM259 255V254H258ZM62 255L60 254V257H61ZM65 256V257H66ZM125 256V257H126ZM223 256H225V255H223ZM235 256V257H234ZM66 257V258H67ZM77 257V256H76ZM123 257V256H122ZM195 257V256H194ZM6 258V256H0V263L2 264L3 262H4V259ZM73 258H75V256H73ZM78 258H79V256H78ZM80 259H81V257H80ZM191 259H189L190 261H191ZM221 259V260H220ZM5 260H8V258H6ZM68 260L70 261V259L68 258ZM121 260V259H120ZM198 260V259H197ZM60 261V260H59ZM93 261V260H92ZM188 261V260H187ZM194 261H196V260H194ZM205 262V261H204ZM208 262H210V261H208ZM240 262V261H239ZM57 263V262H56ZM59 263V262H58ZM231 263V262H230ZM241 263V262H240ZM5 264V263H4ZM8 264V263H7ZM132 264H136V263H132ZM205 264V263H204Z\"/></svg>", "mask_w": 264, "mask_h": 264}, {"label": "snow or ice", "instance_id": "snow-or-ice-1", "mask_svg": "<svg viewBox=\"0 0 264 264\" xmlns=\"http://www.w3.org/2000/svg\"><path fill=\"white\" fill-rule=\"evenodd\" d=\"M115 2L116 0H105L103 5H90L89 7L106 11L108 6ZM249 3L250 0H240L235 7L247 12ZM0 6L13 8L15 6V0H0ZM77 7H80V5H77ZM52 9L53 6L51 4L47 5V10L49 12ZM214 15L218 16L221 20L228 19L224 14L215 12V10ZM56 18V16H51V18L47 20V23L51 25ZM204 18L208 19V14H204ZM4 19L5 17L0 16V22ZM212 24L215 25L216 21L212 20ZM27 27L28 24H22L15 29L20 33V38L22 40L24 39V29ZM201 47H208L214 51L223 52L225 55L236 51L244 55L246 51H251L256 47L264 49V38H258L253 30L238 28L233 22L229 21L226 27L221 28V38L217 43L213 44L205 41ZM188 54L193 55L192 53ZM37 60H39L38 56H24L20 61V70L13 76L0 72V80L5 81L10 88H31L35 80L32 66ZM190 86L191 85L185 80L181 79L176 92L172 93V95L158 97V99L172 101L173 96L178 94L180 88H188ZM125 90L131 91V89ZM27 96L28 93L25 92L19 99L26 100ZM257 103L258 101L253 100L249 105H246V107L254 109L257 107ZM10 107L14 108L17 115H19L20 109L18 105H11ZM148 110L152 111L153 109ZM195 110L199 111L196 112ZM155 111H166L174 113L175 116V119L164 127V138L159 142L157 147L163 148L165 152H168L169 144L171 143L173 147L178 146V149H183L185 152L195 150L202 154L197 159V167L189 168L187 171H184V176H194L196 179L209 178L215 174L219 167L226 168L229 172L236 173L237 176H240L244 180L258 181L261 185H264V164L257 166L255 162L256 153L249 144V138L253 136V131L251 128L247 130L240 129L239 126L242 117H230L226 115V112L230 110L210 107L209 101L204 99L189 100L186 103H181L179 100H176L169 104L167 108L155 109ZM16 118V116L12 117V119ZM4 130L7 131V128ZM152 131L157 132L156 129H152ZM181 138L184 140L183 143H181ZM194 140L195 144L193 145ZM176 156H179L181 161L185 158L179 150H177ZM93 163H98V171L77 173L75 165L71 166L69 170L72 171L74 175L91 176L93 180H96L109 169H115L117 167V165L110 164L107 161H93ZM125 163L131 167V161H125ZM148 163L151 164L152 162L149 161ZM145 166L146 165L143 164L140 165V167ZM159 167H169V165L167 163H162ZM170 167L172 171L178 170L179 162L172 164ZM253 168H256L254 175L251 174V169ZM64 171L65 169L61 168L59 172L55 173L58 183L63 182L61 173ZM130 179H134V177L130 175ZM126 186V184L122 183L120 187L123 188ZM36 191L38 190L35 188L32 189L33 193ZM102 191L103 189H96L95 196L97 199H99ZM117 191H119V189H117ZM18 195L26 194L21 193ZM86 198L87 197H82L81 199ZM157 199L165 200L166 198L158 197ZM171 203L172 207L169 209L167 215H164L163 212L160 213L165 219L163 225L154 226L151 220L143 222L139 215L135 216L136 223L139 224L141 229H145L148 233L159 237L158 239H153L152 236H145L139 231L132 234V240L143 239L148 245L146 250L139 249L136 264H149L148 258L153 257L154 253H157L158 249L162 247L165 241H172L173 244H178L181 248L185 247L187 244H190L191 247L203 246L192 243L191 241L186 242L184 239L185 234L177 231V229L182 226L179 217H177V223H168V221L172 220V213L177 210V207H179L180 215L183 216L185 220L196 216L199 217L201 225H214L219 221H224L226 230L228 226H230L234 238L229 240L228 243H230L233 248L243 247L244 250L234 253L232 249H229L223 251L221 253L222 255H236L248 261L251 253L259 250L260 255L255 261V264H264V191L255 198L245 200L237 207L226 205L217 212H208L205 209L193 208L188 204H183L181 206V201L179 200ZM0 204L4 205L5 209H10L12 215L22 220L24 224V229L22 231L12 232L10 228L7 229L12 236L16 237L18 240L23 237V240L19 244L0 240V256L8 255L12 257L13 259L9 260V264H13V260L16 264H19L21 258L31 261V264H56V262L53 261L52 255L43 250L44 248H51L53 245L45 242L42 236L33 239L34 233L30 231L33 225H40L46 231L47 225L45 222L40 218H32L24 215L20 207L16 204L14 196L9 195L6 199H0ZM185 210H187L188 215H185ZM230 213H234L235 215H231ZM72 214V212H69L67 215ZM75 214L78 215V213ZM115 214L114 212L113 215ZM123 215L127 218V211L123 213ZM56 218L64 220L66 219V214H61ZM8 223L11 224V220H9ZM120 231L127 232L128 229L122 228ZM245 241H247V243H245ZM66 244L67 241L65 240L55 241V246L57 248ZM208 250L211 251L213 249L208 248ZM71 254L73 256L79 255L78 252H72Z\"/></svg>", "mask_w": 264, "mask_h": 264}]
</instances>
